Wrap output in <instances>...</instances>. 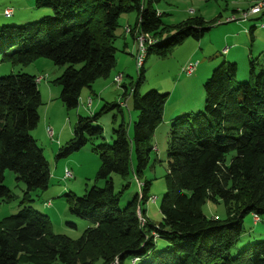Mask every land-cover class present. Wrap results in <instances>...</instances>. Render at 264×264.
Masks as SVG:
<instances>
[{
    "label": "trees",
    "instance_id": "obj_1",
    "mask_svg": "<svg viewBox=\"0 0 264 264\" xmlns=\"http://www.w3.org/2000/svg\"><path fill=\"white\" fill-rule=\"evenodd\" d=\"M160 1L37 0V6L50 8L52 15L1 26L0 62L26 66L47 59L64 68L55 80L59 100L66 109H76L82 90L115 68L121 15L135 13L134 27L155 39L146 57L165 56L184 40L198 41L211 29L203 18L194 17L164 36L162 15L155 8ZM237 73L235 63L216 67L203 84V110L171 123L158 224H151L143 209L148 182L143 181L139 193L121 208L125 186L115 193L111 178L132 173L141 181L152 135L162 119L168 95L155 90L138 93L142 68L135 86H122V95L131 96L137 112L131 136L121 120L112 145L96 148L100 160L96 180L104 186H92L81 197L67 196L69 213L89 227L75 240L54 234L48 217L22 202L17 215L0 220V264H112L116 258L118 264H264V241L234 252L243 219L252 214L257 223L264 217V65L250 60L243 82H237ZM41 104L35 77L21 73L0 77V201L11 198L3 186L6 171L25 185V195L48 187L49 166L31 135ZM112 108L121 111L118 104H105L93 117L78 116L72 138L56 159L79 151L92 138L102 139L101 128L93 124ZM207 201L221 202L226 218L205 217L202 207ZM158 240L165 246L156 249Z\"/></svg>",
    "mask_w": 264,
    "mask_h": 264
},
{
    "label": "rangeland",
    "instance_id": "obj_2",
    "mask_svg": "<svg viewBox=\"0 0 264 264\" xmlns=\"http://www.w3.org/2000/svg\"><path fill=\"white\" fill-rule=\"evenodd\" d=\"M36 1L0 0V27L3 25H23L36 22L46 16L52 15L50 8L38 7ZM233 1H238L240 5H248L253 0H211L208 2H205V0H161L155 5L158 13L162 15L161 22L165 28L164 36L172 34L175 31L174 28L176 25L194 17L203 18L212 27L198 41L188 38L180 45L170 49L165 56H158L155 53H151L144 60V78L138 86V93L144 95L149 90H155L160 94L168 95L164 105L162 119L152 135V152L148 167L142 174L141 181H137L132 173L126 178H121L117 175H112L111 178L115 193L120 192L122 187L125 186L124 193L120 199L121 208L139 193V187L143 181L149 183L146 192L148 201L143 209L145 210L146 218L151 224L156 225L161 220L159 207L166 193L164 176L166 174L167 137L173 120L183 114L198 113L203 110L205 101L203 84L216 67L224 63H232L230 61L231 58L236 60L235 63L238 68L237 82H243L248 77L250 60L264 65V28H261V25L264 24V14L257 15L256 17L253 16L245 22L225 23V18L231 16V11L235 6ZM6 9H12L13 13L11 17H5L3 15ZM189 10H193L194 14H189ZM136 16L132 12L121 15L118 20V28L115 33L117 39L114 42V46L117 49L116 62L117 57L118 59L121 57L119 55L126 53L122 44L121 34L124 33L125 35L132 36L126 33L125 28L130 27L132 31L134 30L135 27L133 25L137 20ZM219 17L220 19H217ZM257 18L258 20H256ZM216 19L220 23H217ZM252 27L254 29L250 34L249 30ZM128 39L131 41L130 37ZM232 44H236V48L231 50L229 54L224 55L222 53L223 49ZM38 61L36 64L32 63L26 66L12 64L8 61L0 62V77L19 73L31 74L32 76L36 72L42 71V74H45L42 76L45 78L48 77L50 84L60 89L55 84V80L60 76L64 68L55 66L47 59H40ZM189 63H197V67L191 76H186L181 73V69ZM113 71L115 72V70ZM121 74L123 75L122 72ZM137 83L138 73L134 63L127 75H123L122 84L128 87L131 85L135 86ZM37 86L42 87L41 85ZM122 92L114 85L101 98L98 95L91 96L94 105L98 104L102 99L101 105L95 111H91V114L87 110V113L82 111L80 107L81 113L79 116L93 117V115L100 112L104 103L119 105V102H124L126 97L128 98L129 96H124V98ZM55 102L61 103L59 97ZM41 103L38 110L40 119L37 125H41L43 120L42 113L45 109V104L42 98ZM125 106V104H120L122 112L118 108H112L100 113L93 127L101 128L102 139L92 138L79 151L56 160L59 149L72 138L73 128L77 121L78 110H68L64 107L66 115L63 117V120L66 121L68 119L66 125L70 129L69 133L68 131L64 132L62 146L58 148L56 155L54 154L56 146L51 144L44 135L40 137L41 142L38 141V147L43 150L44 153H42L50 170L47 189L34 190L28 195H25V185L22 182H17L16 176L11 171H6L4 173L3 186L9 189L11 198L0 201V220L17 215L21 210V203L25 202L32 210L38 211L48 217L54 234H61L73 240L79 238L83 231L89 227V224L69 213L67 196L74 195L75 197H81L85 190L92 186H104L103 181L96 180V173L100 167V160L96 148L102 144L112 145L114 140L113 131L121 124V120H123L128 134L131 136L132 124L137 119V112L132 108L131 99L127 102L128 108ZM36 129L37 126L33 131H36ZM38 129V131H41V126ZM34 135L36 137L42 136L40 132H34ZM132 161L135 165L134 151L132 152ZM56 162L58 163V168L55 167ZM65 167L72 171L73 179H60L63 176ZM139 199L141 198L139 197ZM48 202L51 203V207L46 208L44 204ZM27 204L25 205L27 206ZM231 205L232 210H234L236 208L235 205ZM202 212L207 218L220 220L225 219L227 215L221 202L212 203L207 201L202 207ZM259 220V222L254 223L252 214L247 215L243 219V233L239 238L236 246L237 249L234 252L240 251L253 243L264 241V217H260ZM70 225H74V227ZM163 246H165V243L158 240L156 249L162 248Z\"/></svg>",
    "mask_w": 264,
    "mask_h": 264
},
{
    "label": "crops",
    "instance_id": "obj_3",
    "mask_svg": "<svg viewBox=\"0 0 264 264\" xmlns=\"http://www.w3.org/2000/svg\"><path fill=\"white\" fill-rule=\"evenodd\" d=\"M241 1H245V0H241ZM255 1L256 0H253L248 5H244V4L240 5L238 3V1H233V4L235 6L233 7V9L231 11V14L235 13L238 9H247L249 6L254 4ZM190 11H191V13H190ZM188 13L189 14H194V11L193 10H189ZM261 14H264V12H262ZM218 19H220V17ZM256 20H258V18ZM136 21H135L134 25L136 24ZM126 24L131 26V27L134 26V25L132 26V25H130L128 23H126ZM262 25H264V24H262ZM121 37H122V41H123L122 44L124 46V50H125L126 53L122 54V55H119V56H121L119 59L117 57V62H116V65H115L116 69H114L115 72L112 71V73L107 78L99 79L96 82H94L90 89H84L86 91L82 90V92L80 94L79 104H78V107L76 108V110H78L77 118H78L79 114L81 113V110L85 111V112L87 110V111H89V113L91 111H95L101 105L102 99H101V101L98 104L94 105V103L92 102L91 96L94 97L95 95H98V97L101 98L104 95V93L108 92L110 87L114 86L113 85V77H114V75H116L118 72L121 71L123 73V75L126 76L127 73L129 72V70L133 67V64L135 63V61H134L135 54L137 52L136 42H135L134 38L132 36H130V35H125L124 33H122ZM128 37H130L131 41H129ZM235 48H236V44H232L231 46L225 47L223 49V51L225 50L226 52L224 53L222 51V53L224 55H227V54H229L231 52V50H233ZM230 61H232V63L236 62V60H234L232 58H231ZM37 62H39V61L38 60L35 61L34 64H36ZM33 66L35 67V65H33ZM35 68H37V67H35ZM117 69H118V71H117ZM42 75H45V74H42V71H41V72H36L35 75L33 74L32 76L33 77H39V76H42ZM37 85H41L42 86L41 87L42 89L40 87H38V86H37V89H38V91H39V93L41 95L42 100L44 101L45 109H44V111L42 113L43 120H42L41 125H37L36 131H32L33 133L31 132V135H32V137L34 139H36L35 141H36L37 145H38V141L41 142V138L40 137H43V135H44L45 138L47 140H49V142L51 144H54L56 146L55 152H54V154L56 155V153L58 151V148L62 146V139H63L64 132L68 131V133H69V129H70L66 125V121H68V119L66 121L63 120V117L66 115V111H64L65 108H64V106L61 103L55 102V100L59 97L60 89L58 87H55L54 85H51L50 82L48 81V77H46L44 80H42ZM122 86L126 87L125 84H123ZM128 87H126V88H128ZM121 91H125V89H123ZM128 98L131 99V96L129 95ZM128 98L126 97V99L124 101V104L126 105L125 106L126 108H128V106H127V102L129 101ZM89 100H91L90 106H88V101ZM119 103H121V102H119ZM57 104H59V105H57ZM105 104L106 103H104V105ZM80 107H81V110L79 109ZM39 119H40V116H39ZM39 126H41V131H38L39 130L38 129ZM47 128L52 129V137L48 136L47 131H46ZM34 132L35 133L36 132H40V135H42V136L36 137L34 135ZM42 152H43V150H42ZM55 167L58 168V163L57 162H56V166ZM66 168L67 167H65L64 170ZM64 170H63V176L60 178L61 180H66V179H64ZM68 170L71 172V178H69V179H73L74 177H73L72 171L70 169H68ZM44 206L46 208H49V207H51V203L50 202L45 203ZM75 228H76V226H75Z\"/></svg>",
    "mask_w": 264,
    "mask_h": 264
},
{
    "label": "built area",
    "instance_id": "obj_4",
    "mask_svg": "<svg viewBox=\"0 0 264 264\" xmlns=\"http://www.w3.org/2000/svg\"><path fill=\"white\" fill-rule=\"evenodd\" d=\"M264 12V0H257L253 5H251L247 9H238L235 13H232L231 16L225 18V23L227 22H245L252 16H257L260 13ZM12 9H6L3 14L5 17L12 16ZM159 15V13L157 14ZM217 23L220 21L217 20ZM261 28H264V25H261ZM126 33H129L133 36L136 45H137V52L135 54V67L137 73L143 68V63L146 58L147 49L154 45L156 42L155 39L148 33L142 32L139 27H135L134 30L130 27L125 28ZM223 52H226L225 50ZM197 67V63H189L185 67L181 69V73L185 74L186 76H191ZM45 77L39 76L35 78V83L39 84ZM123 81V75L121 73H117L113 79V85H115L118 89L121 90ZM91 100L88 101V106H90ZM47 134L49 137H52V129H47ZM71 178V172L68 169L64 170V179ZM254 221H258L256 216H253ZM112 264H118L117 258L114 259Z\"/></svg>",
    "mask_w": 264,
    "mask_h": 264
},
{
    "label": "bare ground",
    "instance_id": "obj_5",
    "mask_svg": "<svg viewBox=\"0 0 264 264\" xmlns=\"http://www.w3.org/2000/svg\"><path fill=\"white\" fill-rule=\"evenodd\" d=\"M255 2H256V1H255ZM260 14H261V13H260ZM260 14H259V15H260ZM252 17H253V16H252ZM250 18H251V17H250ZM224 53H225V52H224ZM143 64H144V63H143ZM122 85H123V84H122ZM121 90H122V86H121ZM120 104L123 105L124 102H121ZM120 104H119V105H120Z\"/></svg>",
    "mask_w": 264,
    "mask_h": 264
}]
</instances>
